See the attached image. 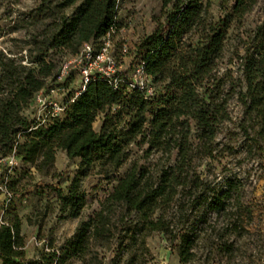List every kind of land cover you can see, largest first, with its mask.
Returning a JSON list of instances; mask_svg holds the SVG:
<instances>
[{
  "label": "trees",
  "instance_id": "16d2710c",
  "mask_svg": "<svg viewBox=\"0 0 264 264\" xmlns=\"http://www.w3.org/2000/svg\"><path fill=\"white\" fill-rule=\"evenodd\" d=\"M261 1L262 17L248 28L247 17ZM76 2L70 13L63 11ZM119 4L120 0H62L57 15L27 40V63L23 57L0 53L1 145H12L22 129L33 124L18 112L33 108L36 94L56 80L65 58L61 46L75 42L98 48L111 29L121 27ZM162 6L154 30L133 48L134 67L116 73L125 81L115 87L110 78L97 75L64 116L52 122L51 135L34 141L30 156H23L27 162L40 154L53 158L62 149L69 158L80 157L67 192L59 190L70 217L82 216L83 179L96 163L114 174V187L100 208L79 223L84 231L75 254L83 264H105L100 251L112 245L113 263L125 251L142 248L147 253V238L153 232L175 233L181 262L191 260L200 230L198 222L189 224L188 206L205 207L204 222L209 213L219 218L231 213L234 201L242 205L239 181L216 182L200 170L205 160L212 166L235 149L233 142L219 139L225 127V136H233V141L241 136L243 149L259 153L264 173V0H222L223 14L217 19L211 14V0H162ZM242 28L239 44L229 50L230 31ZM141 63L151 92L130 86L131 72ZM233 100L241 110L237 117L231 111ZM101 113L102 124L96 128ZM230 123L234 128L226 126ZM132 145L148 146L132 159ZM154 154V162H140ZM130 160L131 167L121 174L119 169ZM7 166L8 174L17 171L15 165ZM236 214L228 222L231 232L238 231ZM182 217L177 229L176 219ZM219 243L225 251L235 245L234 240ZM0 258V264H54L51 258L23 254ZM137 260L133 252L127 263Z\"/></svg>",
  "mask_w": 264,
  "mask_h": 264
},
{
  "label": "rangeland",
  "instance_id": "374dc122",
  "mask_svg": "<svg viewBox=\"0 0 264 264\" xmlns=\"http://www.w3.org/2000/svg\"><path fill=\"white\" fill-rule=\"evenodd\" d=\"M211 1V14L217 19L223 14L220 6L222 0ZM61 2L62 0H0V53L23 57V62L27 63V40L37 30H43L57 15ZM77 3L63 11L70 13ZM163 12L162 0H120L121 27L113 38L116 44L127 42L131 47L130 54L121 62L120 70L128 72L130 67H134L133 48L136 42L154 30ZM262 13L263 1L248 15L247 27L253 28L260 21ZM242 31L243 28L230 31L229 50L239 44L237 35ZM83 45L71 42L61 46L60 52L63 57L74 59L80 54ZM231 111L234 117L240 115V106L236 100L232 101ZM18 115L34 121L36 129L29 131L23 128L12 145L0 144V257L23 254L26 258H51L54 264H83L75 254L84 231L79 223L100 208V202L114 187V174H107L101 163H96L90 175L83 179L86 198L82 216L70 217L59 190L67 192V186L78 167L77 159L61 157L59 154L53 158L44 156L41 159L40 154L37 161L40 169L31 170V163L24 161L23 156H30L35 148L34 141L41 136L51 135L52 122L30 106L22 108ZM101 124L102 119L95 123V127L99 128ZM226 126L234 128L231 123ZM224 131L228 132L227 127ZM225 133L219 139L233 142V152H226L218 157L220 160L213 161L212 166H208V161L205 160L200 170L204 176H209L216 182L227 178L239 181L242 205L234 201L229 206L231 213L220 218L209 213L208 221L204 222L200 221L205 207L199 208L197 203L188 206L189 224L195 226V222H198L200 234L196 237L194 256L186 263L180 260L177 245L179 240L174 238L175 233L167 236L161 232H153L147 238V253L142 248L125 251L121 259L113 263V245L111 248L101 249L105 264H129L127 259L133 252L138 254V260L134 264H264V173L260 166L261 158L259 153L254 151L249 154L243 149L241 136L233 141L230 139L233 136H225ZM147 146L132 145V159L143 155V148ZM13 153L18 156V163L14 166L17 171L10 175L6 171L7 159ZM157 157L158 154H154L150 160L141 158L140 162H154ZM131 165L130 160L119 172L126 173ZM25 170L28 172H24ZM232 213H238L235 218L239 219L238 231L235 232L230 231L231 226L227 227ZM183 221L184 217L176 219L177 229ZM219 235L221 241L217 240ZM231 240H234L235 245L230 251L221 249L219 242Z\"/></svg>",
  "mask_w": 264,
  "mask_h": 264
},
{
  "label": "built area",
  "instance_id": "2783aa9c",
  "mask_svg": "<svg viewBox=\"0 0 264 264\" xmlns=\"http://www.w3.org/2000/svg\"><path fill=\"white\" fill-rule=\"evenodd\" d=\"M117 12L119 15V5ZM115 33L116 29H111L103 37L98 48H95L91 43H84L76 58H63L56 80L48 88L40 90L32 104L42 117L46 116L50 122L63 117L68 106L76 101L78 96L86 90L88 84L99 74L110 78L115 87L125 81L124 76H118L116 73L120 71L121 62L130 54L131 47L127 42L116 44L113 38ZM130 86L131 88L136 86L149 88V92L152 91L150 77L146 74L142 63L138 64L131 72ZM103 116V113L99 114L95 123L100 122ZM35 129L36 125L33 123L29 127V131ZM17 163L18 156L15 153L8 157L7 164L9 166H14Z\"/></svg>",
  "mask_w": 264,
  "mask_h": 264
},
{
  "label": "crops",
  "instance_id": "0c3cea01",
  "mask_svg": "<svg viewBox=\"0 0 264 264\" xmlns=\"http://www.w3.org/2000/svg\"><path fill=\"white\" fill-rule=\"evenodd\" d=\"M58 154L61 155V157H64V156L68 157L67 153L65 151H63L62 149H58L57 150L56 155H58ZM43 158H44V156L41 155V159H43ZM75 158L77 159V162L79 163L80 157L79 156H75ZM37 161H38V158H36L34 161H28L32 165L31 168H30L31 170H33V171L35 170L36 171V168L40 169V167L37 166ZM29 173H32V172H29ZM0 263H1V258H0Z\"/></svg>",
  "mask_w": 264,
  "mask_h": 264
}]
</instances>
